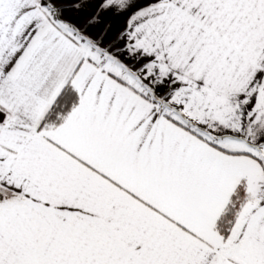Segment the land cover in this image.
<instances>
[{
	"label": "snow or ice",
	"instance_id": "1",
	"mask_svg": "<svg viewBox=\"0 0 264 264\" xmlns=\"http://www.w3.org/2000/svg\"><path fill=\"white\" fill-rule=\"evenodd\" d=\"M0 264H264V0H0Z\"/></svg>",
	"mask_w": 264,
	"mask_h": 264
},
{
	"label": "crops",
	"instance_id": "2",
	"mask_svg": "<svg viewBox=\"0 0 264 264\" xmlns=\"http://www.w3.org/2000/svg\"><path fill=\"white\" fill-rule=\"evenodd\" d=\"M87 11V10H86ZM82 13L81 15H83ZM107 22V21H106ZM123 18H111L112 23V31L116 32L119 30V28L123 25Z\"/></svg>",
	"mask_w": 264,
	"mask_h": 264
}]
</instances>
